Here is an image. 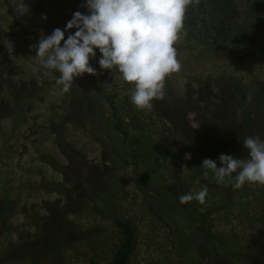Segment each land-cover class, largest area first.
<instances>
[{
    "label": "rangeland",
    "instance_id": "rangeland-1",
    "mask_svg": "<svg viewBox=\"0 0 264 264\" xmlns=\"http://www.w3.org/2000/svg\"><path fill=\"white\" fill-rule=\"evenodd\" d=\"M6 1L14 8L15 19L8 14ZM25 2L33 11L38 0ZM16 4L17 0H0V264H31L34 259L42 264H89L93 256L96 264H111V249L118 240L113 223L117 218L132 220L136 229L130 264H264V186L246 184L234 189L218 184L211 172L205 178L201 167L205 158L214 159L219 150L248 159V150L238 142V130L244 131L245 138H264L260 119L264 107L257 111L248 107L247 118L242 113L249 100L246 95L224 97L210 81L212 97L195 80L200 76L216 79L225 71L243 83L257 76L256 84L263 92V68L243 60L235 64L228 55L212 58L199 56L198 49L178 51L182 70L166 80L164 98L155 100L158 105L151 110L142 111L140 119L160 127L159 115L160 120L172 121L174 131L203 132L208 141L199 142L198 157L182 158L187 172L170 164L156 176H148L142 163L125 166L117 156H109L113 145L120 146L117 133L101 141L103 133L97 140L93 131L97 110L110 117L105 94L117 95L116 107L129 124L131 114L138 111L129 99L134 86L127 85L118 73L110 75L108 82L85 74L69 93H62L55 83L59 73L40 67L35 45L13 22L23 27L35 22L32 14L18 17ZM64 4L68 8L77 1L65 0ZM42 11L38 19L44 23L41 15H49ZM4 40L14 43L12 58ZM179 42L183 44L184 38ZM201 93L207 95L201 98ZM82 107L87 115H82ZM223 116L231 118L229 125L220 124ZM153 127L145 132H152ZM180 144L184 147L181 140ZM105 166L114 172L106 176L112 190L101 193L91 172L101 176ZM137 177L147 192L136 190ZM202 185L209 190L204 204L179 202V196L198 191ZM166 192L176 203L164 209ZM173 216L176 222L168 219Z\"/></svg>",
    "mask_w": 264,
    "mask_h": 264
},
{
    "label": "clouds",
    "instance_id": "clouds-1",
    "mask_svg": "<svg viewBox=\"0 0 264 264\" xmlns=\"http://www.w3.org/2000/svg\"><path fill=\"white\" fill-rule=\"evenodd\" d=\"M192 4L193 0H81L79 7L84 11L73 12L63 28L43 34L34 48L35 57L42 69L59 73L55 83L62 93H69L85 74L118 73L134 86L130 102L138 110H151L155 100L164 98L166 80L182 70L177 45L187 35L185 19ZM16 12L18 17L30 16V5L17 0ZM47 19L41 15V20ZM3 43L12 58L14 43ZM243 148L248 159L223 153L218 160L205 158L203 176L211 172L218 184L234 189L246 184L264 186V138L249 135ZM184 159L190 160L191 154ZM188 170L182 166V173ZM208 194L207 185H202L179 196V202L204 204Z\"/></svg>",
    "mask_w": 264,
    "mask_h": 264
},
{
    "label": "trees",
    "instance_id": "trees-1",
    "mask_svg": "<svg viewBox=\"0 0 264 264\" xmlns=\"http://www.w3.org/2000/svg\"><path fill=\"white\" fill-rule=\"evenodd\" d=\"M64 1L65 0H38L35 9L31 11L32 16L30 18L35 21L33 25L31 24L23 27L17 24L16 21L13 22L17 28L23 29L24 34L28 36L31 44L36 46L43 34H50L51 31L57 27L63 28L66 22L71 19L73 12L77 10L84 11V9L79 7L81 0H76L77 5L75 4L68 8L65 6L66 3L64 4ZM5 3L8 5V14L15 19L16 16L13 14L14 12H12L14 9L13 6L9 5L7 1ZM39 9H43L41 14L46 10L49 15V17L47 16V21L44 23H41L38 19L41 11ZM260 11L261 14L257 16L256 13ZM263 19L264 0H193V4L190 5L185 19L187 35L182 36L184 38L183 44L178 42V45L180 44L177 46L178 51L184 50L191 52V50L198 49L200 53L199 56L212 58L220 57L219 55H228L233 59L232 61L235 64L242 60L249 61L250 63L259 64L264 70ZM38 21L41 25L37 28ZM40 28L42 29L40 30ZM182 37L180 41H182ZM93 65L98 68L95 61H93ZM110 75L111 74L105 71L104 74L93 76V78H100L102 81L108 82V77H110ZM257 78V76H250L249 82L243 83L237 76H234V73L225 71L221 72L216 79L211 76L207 78L200 76L195 80L200 89L204 91L209 90L212 97H214V94H212V90L209 86L210 81L220 89V94L224 95V97L227 94H232L236 97L246 95L249 100L243 107L242 113L248 118V116H250V108L248 107L253 108L254 111L258 109L261 110L264 107V91H259L261 85L256 84L257 81H259ZM199 79H205L206 82L201 83ZM263 82L264 81H262V84ZM127 85L129 84L127 83ZM205 87L209 89H205ZM205 95L207 94L201 93L199 96L204 98ZM104 97L103 100L110 110V117L105 116V113L97 110L99 116L98 120L94 121L96 126L95 130H93L95 138L100 140L101 134L103 133L101 141H104L108 137H112L110 133H114L115 135L117 133L121 138L120 146L113 145L110 149L108 148L111 152L109 156H117L118 161L125 166H135L137 162L142 163L148 170V176H156L159 171L165 169L170 164L177 169L186 166L187 163L185 160H182L185 154L190 153L192 159L198 157L201 154L199 153L200 150H198L199 142L203 143L202 141H208L206 134L203 132L194 133L189 128L183 131H181L182 129L176 128L174 131L172 128V121L160 120L161 117L159 115L158 120L161 125L160 127H153L156 124L153 125V123L145 122L140 119L142 115V111L140 110H138L135 115L132 113L131 115L134 117H130V121H126L129 124H125L124 118L120 115L116 107L115 99L117 95L115 93L105 94ZM205 100H208V97L205 98ZM218 101L219 108L224 109L223 101ZM157 105L158 104L154 101L153 107ZM80 110L82 115H87V110H83V107L80 108ZM92 113L95 115L94 109ZM218 114L220 115L219 109ZM260 119L263 123L264 117ZM219 120L222 125H229V123H231L230 117L226 118L223 116V118L220 117ZM76 126L83 134L87 133V130L83 129L81 125L76 124ZM147 127L150 129L153 127L152 132H145ZM155 133L157 137H155ZM237 135L239 136L238 142L243 144L245 133L241 128L238 130ZM103 137L106 138L104 139ZM62 139L64 140V138H61V140ZM169 139L172 140L171 144H167ZM180 140L183 142L184 147L180 144ZM154 143H157L160 147H157L158 145L154 146ZM223 151L224 150L217 151L214 159L218 160L219 155L223 153ZM179 157H181V159ZM126 158H129L132 164L129 163ZM219 166L218 163V167ZM107 167L108 166H105L101 176H98L99 174L97 171L91 172L95 177L94 183L97 187L96 189L101 193H103L105 189L106 191H109V189L110 191L112 190V187L108 184L110 177L107 178L106 176L112 175L114 172L112 171L109 173L110 171H108ZM176 168L175 172L177 171ZM187 168L189 169L188 166ZM134 180L136 181L135 186L138 192H147V189L139 182L140 180L138 177L134 178ZM114 182L116 181L114 180ZM164 194L166 195L163 202L164 209H167L168 206L175 205L176 202L172 201L170 192ZM191 203H194V201ZM37 219L39 220V218L35 217L34 221L39 223ZM168 219L176 222L174 216ZM169 220L166 219L164 221H166L167 226L169 225L171 229L172 226L168 223ZM48 221L49 219L47 222ZM113 223L117 228L118 240L111 249V264H130L137 237L134 223L130 219L122 220L121 218L114 219ZM31 264L42 263L40 260L34 259ZM89 264H96L94 256L90 259Z\"/></svg>",
    "mask_w": 264,
    "mask_h": 264
}]
</instances>
